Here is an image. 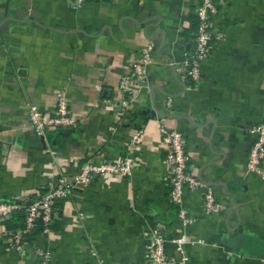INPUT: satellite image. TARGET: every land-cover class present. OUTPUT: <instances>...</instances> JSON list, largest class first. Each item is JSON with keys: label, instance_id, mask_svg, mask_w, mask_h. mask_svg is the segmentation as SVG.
Instances as JSON below:
<instances>
[{"label": "crops", "instance_id": "1", "mask_svg": "<svg viewBox=\"0 0 264 264\" xmlns=\"http://www.w3.org/2000/svg\"><path fill=\"white\" fill-rule=\"evenodd\" d=\"M200 0H0V201L31 202L58 175L86 162L121 161L141 131L129 177H104L58 205L51 233L9 247L0 222V264H145L159 228L168 256L182 234L186 264H264V181L247 172L253 128L264 121V0L218 3L209 57L192 84L177 68L195 39ZM151 46L146 83L121 114L119 82ZM66 96L75 121L39 137L28 105L51 115ZM157 123L181 133L192 175L224 207L208 215L203 189L185 191L193 222L168 198L170 174ZM264 170V162L262 163Z\"/></svg>", "mask_w": 264, "mask_h": 264}, {"label": "built area", "instance_id": "2", "mask_svg": "<svg viewBox=\"0 0 264 264\" xmlns=\"http://www.w3.org/2000/svg\"><path fill=\"white\" fill-rule=\"evenodd\" d=\"M77 5L86 1L105 0H73ZM224 0H200L195 11L197 28L193 47L184 53V59L177 71L186 77L192 84L200 80L201 64L211 51L214 40L222 38L221 33L212 32L213 18L218 12V3ZM151 46L140 51L139 59L134 62L129 71L122 75L118 90L124 95L119 105V112L123 114L128 105L132 103L137 91L136 83H146L147 67L152 63ZM28 118L31 128L39 137H43L48 129H66L74 125L75 121L69 114V106L65 94L61 91L55 96L53 113L47 115L37 106L28 105ZM157 128L161 135V141L165 146V164L170 174L168 181V198L172 205L178 208L177 217L182 225L187 226L193 222L187 209L183 205L185 191L192 192L203 189V208L206 214L213 215L224 211V207L215 199L211 187L206 186L199 177L192 175L189 168L190 157L186 153L184 137L181 133L167 130L160 123ZM255 140L247 153V172L264 181V121L253 128ZM141 138V131L137 130L129 135L125 145L121 161L117 163L95 164L86 162L78 170L67 175L61 173L55 182L45 187L46 191L33 201H24L20 197H14L9 201H0V222H5L13 214L23 215V227L14 231L4 229V237L8 239L9 247L18 253H23L27 248V239L41 226L42 232L51 233L52 225L58 214V205L67 199L78 188H85L98 179L104 177L126 178L136 164L137 148ZM175 245L176 256H168L164 248V239L160 229L152 231L146 251L145 264H186L185 246L190 243L186 235L182 234L172 241ZM35 255L41 264H48L49 257L43 250L33 247Z\"/></svg>", "mask_w": 264, "mask_h": 264}, {"label": "trees", "instance_id": "3", "mask_svg": "<svg viewBox=\"0 0 264 264\" xmlns=\"http://www.w3.org/2000/svg\"><path fill=\"white\" fill-rule=\"evenodd\" d=\"M194 28H195V31H196V28H197V20L196 19H195V23H194ZM45 191H46V188L41 189L38 192L37 197L39 195H42ZM58 215H59V213L57 214V216ZM23 220H24L23 215H20V214H16L15 213V214H13L11 216V218L9 220H7V221H5L3 223L5 225V229L6 230H9V231L12 230V231H14V230H16L18 228L23 227ZM34 232H42L41 226L39 225L38 228ZM30 236L28 237V239L30 238Z\"/></svg>", "mask_w": 264, "mask_h": 264}]
</instances>
